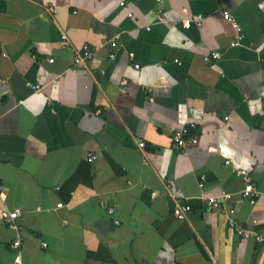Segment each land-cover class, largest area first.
<instances>
[{"label":"crops","instance_id":"obj_1","mask_svg":"<svg viewBox=\"0 0 264 264\" xmlns=\"http://www.w3.org/2000/svg\"><path fill=\"white\" fill-rule=\"evenodd\" d=\"M0 184L1 264H264V2L0 0Z\"/></svg>","mask_w":264,"mask_h":264},{"label":"built area","instance_id":"obj_2","mask_svg":"<svg viewBox=\"0 0 264 264\" xmlns=\"http://www.w3.org/2000/svg\"><path fill=\"white\" fill-rule=\"evenodd\" d=\"M261 1L264 2V0H261ZM223 15L227 21H229L233 24V26L236 30L235 31L236 32L235 37H234L233 41L231 42L230 46L231 47L241 46L243 43V40H244V34L242 32V28L240 27V25H238L235 22L234 18L232 17V15L228 11H225L223 13ZM129 16L132 17V15H129ZM192 25H195L196 27H199V28L202 27L203 17L196 16L193 19H187L184 21V26L186 28H190ZM109 45L111 48L117 47L116 41H110ZM93 56H94V52L91 49L85 47L83 49V51L81 53H79V55H77L74 58L71 70H75L79 66L90 62L92 60ZM221 57H222L221 52L213 51L212 53H210L209 55L204 57V61L207 63L212 62V61H218L221 59ZM131 58L133 59L134 55H131ZM110 59L111 60L115 59L114 53L110 54ZM53 61L54 60H50V62H53ZM135 68L139 69L140 65H136ZM125 84H127L126 81H124V85ZM28 86L35 92H39L42 90V86L40 84L28 83ZM195 129H196V126L191 125V126H186V127H183L181 129L177 130L172 136L173 149L180 151V150L185 149L188 145H197L199 143V140H198L197 136L193 134V130H195ZM139 147L144 148L145 143L140 142ZM95 159H96L95 156L89 155V161L90 162H93ZM226 164H230V162L228 161V162H226ZM237 173L239 176L242 177V180L245 184V187L242 190L243 196L246 199H248L252 204H255L260 193H259L257 186L254 183L249 171L239 170V171H237ZM4 190H5V187L2 184H0V191H4ZM154 196H156V194H154ZM224 197L227 198L228 195H224ZM205 203H206L208 209H210V210L217 209L219 207V200L216 197L206 199ZM59 206L62 207V205H59ZM114 212L115 211L113 208H108L109 215H111V216L114 215ZM191 212H192V206L190 204H187V203H178L172 210L174 217L176 219H178L179 221L185 220ZM20 216H21V211L19 209L10 210L8 208H5L1 211V214H0L1 220L4 223H6L11 229H14V230H18L17 220H18V218H20ZM116 224L119 225V222H116ZM230 225L235 229L237 235H239L240 237L245 238V239H249V238L254 237L253 231L246 230L242 227H239L234 220L230 221ZM256 239L259 242L263 241L262 237H260V236H256ZM43 246L46 247L47 244L45 243V244H43ZM20 247H21V240L18 237L17 240L13 243V249L15 251L19 252Z\"/></svg>","mask_w":264,"mask_h":264},{"label":"trees","instance_id":"obj_3","mask_svg":"<svg viewBox=\"0 0 264 264\" xmlns=\"http://www.w3.org/2000/svg\"><path fill=\"white\" fill-rule=\"evenodd\" d=\"M1 264V263H0Z\"/></svg>","mask_w":264,"mask_h":264}]
</instances>
